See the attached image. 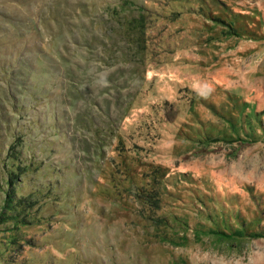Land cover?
I'll return each instance as SVG.
<instances>
[{
	"label": "rangeland",
	"instance_id": "obj_1",
	"mask_svg": "<svg viewBox=\"0 0 264 264\" xmlns=\"http://www.w3.org/2000/svg\"><path fill=\"white\" fill-rule=\"evenodd\" d=\"M0 264H264V0H0Z\"/></svg>",
	"mask_w": 264,
	"mask_h": 264
}]
</instances>
